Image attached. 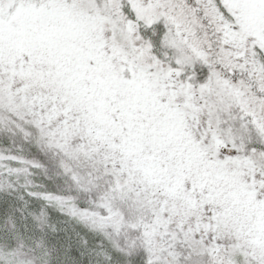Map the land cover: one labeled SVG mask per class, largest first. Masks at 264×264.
Here are the masks:
<instances>
[{
    "label": "snow or ice",
    "instance_id": "snow-or-ice-1",
    "mask_svg": "<svg viewBox=\"0 0 264 264\" xmlns=\"http://www.w3.org/2000/svg\"><path fill=\"white\" fill-rule=\"evenodd\" d=\"M0 264H264V0H0Z\"/></svg>",
    "mask_w": 264,
    "mask_h": 264
}]
</instances>
